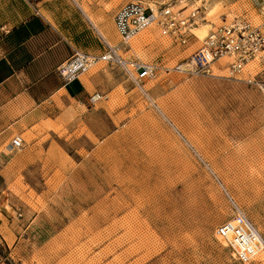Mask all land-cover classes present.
I'll return each instance as SVG.
<instances>
[{"label": "rangeland", "instance_id": "obj_1", "mask_svg": "<svg viewBox=\"0 0 264 264\" xmlns=\"http://www.w3.org/2000/svg\"><path fill=\"white\" fill-rule=\"evenodd\" d=\"M62 1L17 5L45 11L73 49L100 56L98 32L116 34L117 12L136 0H83L98 32ZM225 9L214 3L190 50L153 28L123 52L157 64L151 79L138 86L99 63L81 77L86 95L49 99L12 139H25L21 150L0 147V264H243L216 232L237 206L264 238V99L225 69L176 71L210 24L235 17ZM262 71L250 66L264 81Z\"/></svg>", "mask_w": 264, "mask_h": 264}, {"label": "built area", "instance_id": "obj_2", "mask_svg": "<svg viewBox=\"0 0 264 264\" xmlns=\"http://www.w3.org/2000/svg\"><path fill=\"white\" fill-rule=\"evenodd\" d=\"M209 0H169L154 9L141 0L131 1L122 6L114 18L116 31L120 37L119 47L104 42L106 50L100 56L75 52L60 68L65 85L74 83L88 74L99 63L119 67L125 76L140 86L151 79L159 66L136 59H125L122 52L128 51L130 43L151 28L182 47L196 37L194 29L206 22ZM264 53V31L244 17L224 20L221 26L209 31L201 41V46L176 68L178 73L191 76H210L214 69H225L227 78L258 90L264 99V81L258 75L248 73L252 63ZM106 97L97 95L92 102ZM11 151L23 148V141L16 138L11 143ZM236 216L217 229L218 237L228 241L238 260L247 264L261 248L259 235L253 224L235 206ZM232 234L233 240H229ZM234 244L240 248L236 251Z\"/></svg>", "mask_w": 264, "mask_h": 264}, {"label": "crops", "instance_id": "obj_3", "mask_svg": "<svg viewBox=\"0 0 264 264\" xmlns=\"http://www.w3.org/2000/svg\"><path fill=\"white\" fill-rule=\"evenodd\" d=\"M209 1L207 14L214 3H222L227 13L231 10V15L243 16L254 25L259 24L257 26L264 31V0ZM17 2L18 0H0V147L4 146L3 149L10 145L17 133L22 136L23 128L35 125L36 116L49 99L58 95L76 99L82 94H87L82 80L85 76L77 82L65 85L58 74L59 68L69 61L75 52L80 51L73 49L67 42L61 29L50 20L48 13L37 10L36 14L23 3L18 6ZM62 2L73 12H80L86 18L81 9L83 0ZM206 22H201L199 27L201 24L206 25ZM210 26L217 28L216 24ZM115 32L118 35L116 28ZM98 34L103 43L102 55L106 50L104 42L115 44L116 40H113L111 35L116 38V34L113 31L109 34L110 37L106 38L99 32ZM194 41L200 43L197 37H191L186 49L195 47ZM256 62H259L264 77V53L250 66Z\"/></svg>", "mask_w": 264, "mask_h": 264}, {"label": "bare ground", "instance_id": "obj_4", "mask_svg": "<svg viewBox=\"0 0 264 264\" xmlns=\"http://www.w3.org/2000/svg\"><path fill=\"white\" fill-rule=\"evenodd\" d=\"M87 1H88V0H87ZM80 3H81V2H80ZM90 3H91V2H90ZM88 6H89V2L87 3L86 1H83L82 4H81V9H82V11L84 12V14L86 15V17L90 20V22H91L94 26L97 27V21H95V18L89 14ZM151 7L154 9V11H156V6L151 5ZM97 28H98V27H97ZM198 28H199V26L196 27V28L194 29V31H193V33H194V35H195L196 37H197V35H196V31L198 30ZM152 29H153V28L147 30L146 32H144L143 34H141L140 37H139L138 39L132 41V47H133V49L139 48L140 46H142L143 43H146V42L152 41V40L154 39L153 33L151 32ZM98 31H99V30H98ZM99 33H100L103 37H105V38H106V37H110L108 32H107V33H104V32H102V31H99ZM199 34H200V38H201L202 35H201V33H199ZM207 35H208V34H207ZM207 35H205V37H206ZM205 37H203V39H204ZM197 39H198V37H197ZM201 41H202V40H201ZM224 75H225V74H224ZM220 77L223 78L224 76L221 75ZM240 211H241V210H240ZM241 212H242V211H241ZM242 214H243V213H242ZM256 231H257V234L260 236V237H259V243L261 244V248H260L259 251L256 253V255L253 257V259H255L256 257L264 256V238L262 237V235L259 233V231H258L257 229H256ZM219 238H220L221 240H223L224 243H225L226 245H228V241H227V240H225V239H223V238H221V237H219ZM233 239H234V238H233L232 234H230V235H229V240L231 241V240H233ZM234 247H235L236 251L240 252V248H239L236 244H234ZM253 259H252V260H253Z\"/></svg>", "mask_w": 264, "mask_h": 264}]
</instances>
